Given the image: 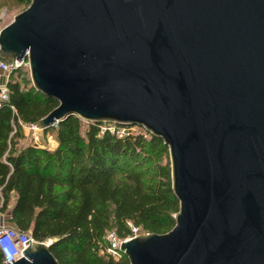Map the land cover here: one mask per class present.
Segmentation results:
<instances>
[{
	"label": "water",
	"instance_id": "1",
	"mask_svg": "<svg viewBox=\"0 0 264 264\" xmlns=\"http://www.w3.org/2000/svg\"><path fill=\"white\" fill-rule=\"evenodd\" d=\"M74 114L167 145L175 223L123 240L128 264H264V0H30L0 62ZM29 240L11 264H59ZM26 240L25 242H27Z\"/></svg>",
	"mask_w": 264,
	"mask_h": 264
},
{
	"label": "trees",
	"instance_id": "2",
	"mask_svg": "<svg viewBox=\"0 0 264 264\" xmlns=\"http://www.w3.org/2000/svg\"><path fill=\"white\" fill-rule=\"evenodd\" d=\"M20 69L10 73L0 108V215L19 231L30 228L37 241L51 239L59 264H128L125 254L106 252L108 230L124 238L135 228L164 233L175 223L167 145L138 125L118 135L93 122L81 135L79 117L70 114L43 129L54 131V149L18 147L20 122L35 123L58 104Z\"/></svg>",
	"mask_w": 264,
	"mask_h": 264
},
{
	"label": "built area",
	"instance_id": "3",
	"mask_svg": "<svg viewBox=\"0 0 264 264\" xmlns=\"http://www.w3.org/2000/svg\"><path fill=\"white\" fill-rule=\"evenodd\" d=\"M17 68H25L28 69V62L27 57L21 60H15V62L12 64H4L0 62V71H2L5 74V80L3 82H0V108L8 101L9 99V89L7 86V80L12 71H14ZM9 108L14 110V107L12 104H8ZM33 128H35V124H30ZM31 127V128H32ZM114 130H111V128L106 127L104 130H108L110 132H114L118 134L119 132L116 131V128L113 127ZM136 235V234H134ZM134 235L127 236L125 238H120L114 231H111L106 236L107 238V246H106V252L111 254L112 256L116 258H120L123 253L122 250H120V244L123 240H127ZM32 241L33 237L31 234H28L25 231H19L14 226L11 225H5L3 222H0V253L3 258L4 264H11L12 260L20 258L23 253V249L26 248V246L29 243V240ZM28 240L27 242H25ZM42 242L49 243L51 242V239H45Z\"/></svg>",
	"mask_w": 264,
	"mask_h": 264
},
{
	"label": "rangeland",
	"instance_id": "4",
	"mask_svg": "<svg viewBox=\"0 0 264 264\" xmlns=\"http://www.w3.org/2000/svg\"><path fill=\"white\" fill-rule=\"evenodd\" d=\"M0 4H1L0 6V29H1L3 26L8 24L12 20L13 16L16 13L25 9L28 6L29 2L22 1V0H0ZM20 73L21 75H23L24 78H29L30 80L28 69H25V68L20 69ZM30 124L31 123H21L20 122V132L22 133V137L17 140L18 147H23L27 144L36 145L38 147L47 148V149H54L56 147L57 141L54 136L55 135L54 131L44 132L43 129L37 128L36 126L35 128H33ZM93 124L94 123L92 121H86V120L79 118L80 134L84 135L85 132L88 129H90ZM97 126L100 131L104 130V128L106 127H109L111 128V130H114L113 127H115L116 131L119 132L118 135L124 134L126 131L136 132V130H138V127L136 125H119L116 123H108V122H100L97 124ZM1 217L3 218V221H5L3 223L5 225H9V223H7L6 220H4L8 217V215L2 214ZM129 225H131V223H129ZM111 231L113 230H108L106 232V236ZM25 232H27L28 234H31L30 228L26 230ZM138 233H143V232L135 228L133 229V234L131 235L138 234ZM131 235H128V236H131ZM114 258L118 259L116 257Z\"/></svg>",
	"mask_w": 264,
	"mask_h": 264
},
{
	"label": "crops",
	"instance_id": "5",
	"mask_svg": "<svg viewBox=\"0 0 264 264\" xmlns=\"http://www.w3.org/2000/svg\"><path fill=\"white\" fill-rule=\"evenodd\" d=\"M4 80H5V74L2 71H0V82H3ZM0 222H5V221H3V218L1 217V215H0ZM6 222L9 223L8 221H6ZM10 224L11 223H9V225Z\"/></svg>",
	"mask_w": 264,
	"mask_h": 264
}]
</instances>
